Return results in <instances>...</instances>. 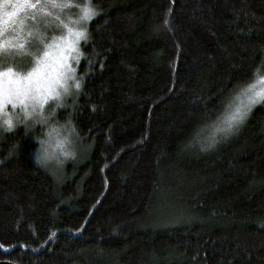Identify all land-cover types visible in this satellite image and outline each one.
Listing matches in <instances>:
<instances>
[{
	"label": "trees",
	"instance_id": "trees-1",
	"mask_svg": "<svg viewBox=\"0 0 264 264\" xmlns=\"http://www.w3.org/2000/svg\"><path fill=\"white\" fill-rule=\"evenodd\" d=\"M96 3L83 161L58 183L33 162L40 131L0 136V264H264V106L188 151L261 66L264 0Z\"/></svg>",
	"mask_w": 264,
	"mask_h": 264
},
{
	"label": "clouds",
	"instance_id": "clouds-1",
	"mask_svg": "<svg viewBox=\"0 0 264 264\" xmlns=\"http://www.w3.org/2000/svg\"><path fill=\"white\" fill-rule=\"evenodd\" d=\"M99 13L96 0H0V135L42 127L32 153L39 167L60 147L55 138L63 125L55 117L83 82L69 61L86 58L89 24Z\"/></svg>",
	"mask_w": 264,
	"mask_h": 264
},
{
	"label": "rangeland",
	"instance_id": "rangeland-1",
	"mask_svg": "<svg viewBox=\"0 0 264 264\" xmlns=\"http://www.w3.org/2000/svg\"><path fill=\"white\" fill-rule=\"evenodd\" d=\"M81 60H79L77 62H73L71 60L69 61V66L75 68L74 76L77 79H79L78 73H77V68H78V65L81 62ZM259 76H264V49H263L262 64L255 71L252 79L249 82H247L246 84L237 88L229 96V98L226 100V103H225L222 111L220 112V114L213 121L207 123L206 125H204L203 127H201L197 131L195 137L191 141V144L193 146H190L188 148V151H190V152H194V151L203 152V151L209 149V148H207V149L202 148V144L205 143L206 138L209 137L211 135V133L214 131L215 125L219 122H222L224 120V118L226 117V115L228 114V112L231 111L229 106L234 105L236 103H239V101L235 100V97L240 93L241 88H243L249 84L255 83L258 80ZM70 83H72V82L70 81ZM257 87H260V85H257ZM73 91H76V90L73 89ZM77 95L75 96V98H73L72 96L67 97V105L64 108L59 109L57 112V115L55 117V120L58 122L57 127H59L61 124L63 125V128H61L59 134L55 138L56 140H58L60 142V147L54 149L53 160L49 163V165L47 167H42L50 175H52V177L58 183H61L64 179L65 171L63 173V169H65L67 167V165H73V164H78V163L82 162L86 156L87 149L89 148L83 142H81V140H80L81 138L78 137L77 134L75 133L73 126H72V123H71V119H70L71 114H72L74 107H75V101H76ZM242 99H243V97H242ZM258 105L264 106V102L256 104L254 107H256ZM20 128H23V126H21ZM35 130L40 131V133L43 135L42 127L37 126V128ZM0 136H2V135H0ZM227 137H223V135L221 133H216L217 143L226 139ZM65 152H70V153H72V155L71 156H65L64 155ZM159 217H158V219L164 218V215L161 214V216H159Z\"/></svg>",
	"mask_w": 264,
	"mask_h": 264
},
{
	"label": "snow or ice",
	"instance_id": "snow-or-ice-1",
	"mask_svg": "<svg viewBox=\"0 0 264 264\" xmlns=\"http://www.w3.org/2000/svg\"><path fill=\"white\" fill-rule=\"evenodd\" d=\"M169 11H171V9H169ZM91 15H95V12H91ZM164 23L167 25L169 21L165 19ZM257 85H260V87H257ZM75 87L77 89L81 88L80 81H76ZM241 97H243L242 102L229 106L231 111L228 112L222 122L215 125L214 131L206 138L205 143L202 144V148L207 149L215 146L217 143L216 133H221L223 137H227L236 132L239 126L243 124L250 115L252 108L256 104L264 102V76H259L255 83L241 88L235 100L240 101ZM0 247H3V245H0Z\"/></svg>",
	"mask_w": 264,
	"mask_h": 264
}]
</instances>
